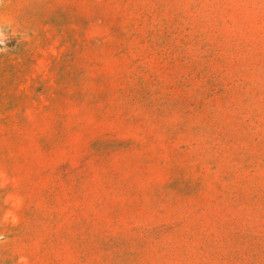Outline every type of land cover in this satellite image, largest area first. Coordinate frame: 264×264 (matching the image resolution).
Wrapping results in <instances>:
<instances>
[{"label":"rangeland","instance_id":"1","mask_svg":"<svg viewBox=\"0 0 264 264\" xmlns=\"http://www.w3.org/2000/svg\"><path fill=\"white\" fill-rule=\"evenodd\" d=\"M0 264H264V0H0Z\"/></svg>","mask_w":264,"mask_h":264}]
</instances>
